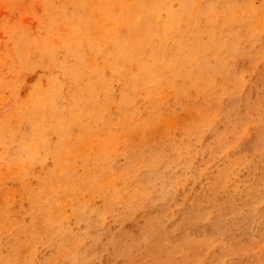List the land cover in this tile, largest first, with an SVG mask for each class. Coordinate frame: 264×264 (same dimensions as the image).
Listing matches in <instances>:
<instances>
[{
  "label": "rangeland",
  "instance_id": "374dc122",
  "mask_svg": "<svg viewBox=\"0 0 264 264\" xmlns=\"http://www.w3.org/2000/svg\"><path fill=\"white\" fill-rule=\"evenodd\" d=\"M139 1L0 0V264H264V0Z\"/></svg>",
  "mask_w": 264,
  "mask_h": 264
},
{
  "label": "bare ground",
  "instance_id": "6f19581e",
  "mask_svg": "<svg viewBox=\"0 0 264 264\" xmlns=\"http://www.w3.org/2000/svg\"><path fill=\"white\" fill-rule=\"evenodd\" d=\"M147 0H140L139 2L141 3V4H143V6H147L146 5V2ZM96 3V2H95ZM109 4H110V2L108 1V2H106V8L108 7L109 8ZM97 5V4H96ZM156 6V5H155ZM155 6H153V9H156L157 7H158V5H157V7H155ZM100 7H101V5H100ZM97 9V8H96ZM119 9V8H118ZM149 9V8H148ZM147 9V10H148ZM100 10V9H99ZM122 10V9H121ZM139 11V10H138ZM104 13V12H103ZM114 14V13H113ZM113 14H112V16H113ZM145 14L148 16L149 15V11L148 12H145ZM105 16V15H104ZM116 17H117V15H116ZM111 18V17H110ZM101 20V19H100ZM111 20H112V18H111ZM114 20H115V18H114ZM114 22V21H113ZM116 24V23H115ZM117 24H118V22H117ZM114 29V28H113ZM110 30V29H109ZM112 30V29H111ZM76 31V30H75ZM77 32V31H76ZM75 32V33H76ZM78 33V32H77ZM26 36H28V34L24 31V35H22V36H20V37H18V39H19V45H22V44H24V43H26L28 40H26L25 38H26ZM115 57V56H114ZM116 59V58H115ZM117 62V61H116Z\"/></svg>",
  "mask_w": 264,
  "mask_h": 264
}]
</instances>
